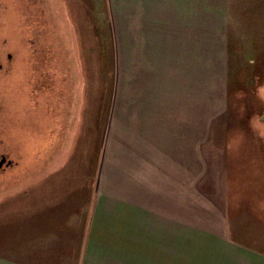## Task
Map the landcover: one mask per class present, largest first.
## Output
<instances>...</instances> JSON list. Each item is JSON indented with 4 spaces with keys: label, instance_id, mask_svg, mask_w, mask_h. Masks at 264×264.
Wrapping results in <instances>:
<instances>
[{
    "label": "crops",
    "instance_id": "1",
    "mask_svg": "<svg viewBox=\"0 0 264 264\" xmlns=\"http://www.w3.org/2000/svg\"><path fill=\"white\" fill-rule=\"evenodd\" d=\"M100 6L110 22L95 53L117 85L94 183L32 186L0 215V264H163L182 237L184 192L197 190L185 183L200 176V87L229 72L232 0ZM83 189L89 200L71 198Z\"/></svg>",
    "mask_w": 264,
    "mask_h": 264
},
{
    "label": "rangeland",
    "instance_id": "2",
    "mask_svg": "<svg viewBox=\"0 0 264 264\" xmlns=\"http://www.w3.org/2000/svg\"><path fill=\"white\" fill-rule=\"evenodd\" d=\"M232 5L230 69L225 79L200 87L199 183L196 177L185 183L197 190L184 192L183 234L169 240L166 264H264V0ZM99 9L100 0H0V23L14 29L23 57L3 86L15 116L8 134H19L8 144L22 147L27 166L12 175L10 184L24 183L6 195L0 215L31 198L35 184L94 183L117 85L99 71L96 45L110 22ZM88 67L103 77L89 78ZM187 113L191 119V108ZM71 192L74 199L91 197L88 189Z\"/></svg>",
    "mask_w": 264,
    "mask_h": 264
},
{
    "label": "flooded vegetation",
    "instance_id": "3",
    "mask_svg": "<svg viewBox=\"0 0 264 264\" xmlns=\"http://www.w3.org/2000/svg\"><path fill=\"white\" fill-rule=\"evenodd\" d=\"M6 10V8H5ZM6 16V15H5ZM14 29L9 26L8 22L0 23V206L3 205L6 195L17 191L15 187L22 185V179L16 182V184L9 181L13 180V174H22L26 167H24L23 156L24 152L22 147L9 145L8 143H13L15 139H18V135L15 137L8 134V126H11L12 121H14V115L9 113L8 104L6 102V97L4 94V82L6 79L11 77L13 74L18 73L22 66L23 57L19 54L20 45L18 48V42L14 44L12 39ZM17 38V34H15ZM7 46L13 48L7 51ZM15 53V54H14ZM38 56H35V72L36 77L34 78L33 91H36V87L39 85V64ZM2 90V93H1ZM33 93V92H32ZM18 109V106L16 107ZM18 141V140H17ZM21 141V138L19 139ZM22 142V141H21ZM49 163L44 165L46 171H49ZM11 175V176H9Z\"/></svg>",
    "mask_w": 264,
    "mask_h": 264
},
{
    "label": "water",
    "instance_id": "4",
    "mask_svg": "<svg viewBox=\"0 0 264 264\" xmlns=\"http://www.w3.org/2000/svg\"><path fill=\"white\" fill-rule=\"evenodd\" d=\"M262 119H264V115L262 116Z\"/></svg>",
    "mask_w": 264,
    "mask_h": 264
}]
</instances>
